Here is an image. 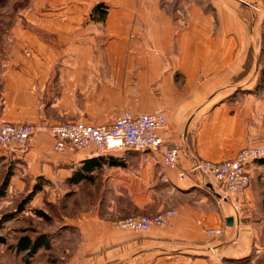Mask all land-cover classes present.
Wrapping results in <instances>:
<instances>
[{
    "label": "crops",
    "instance_id": "1",
    "mask_svg": "<svg viewBox=\"0 0 264 264\" xmlns=\"http://www.w3.org/2000/svg\"><path fill=\"white\" fill-rule=\"evenodd\" d=\"M52 5L0 24V120L37 128L25 146L0 145V158L14 163L15 184L45 179L75 192L67 231L51 241L57 263L264 264V187L227 198L194 171L264 145V0ZM125 111L165 115L162 150L177 147L188 176L168 169L162 150H54L52 124H107ZM263 165H248L252 179ZM170 208L178 215L163 230L114 226ZM213 228L223 233L211 237Z\"/></svg>",
    "mask_w": 264,
    "mask_h": 264
},
{
    "label": "built area",
    "instance_id": "2",
    "mask_svg": "<svg viewBox=\"0 0 264 264\" xmlns=\"http://www.w3.org/2000/svg\"><path fill=\"white\" fill-rule=\"evenodd\" d=\"M167 127L165 115L160 111L133 113L125 111L112 123L91 124L86 122L55 123L48 127L54 138V150L64 152L67 149L87 151H110L130 148L158 152L164 145L162 132ZM37 128L30 123H8L0 120V145L25 146L29 143ZM165 166L177 171L180 180L189 172L180 167V153L177 147L162 150ZM264 159V145L253 144L241 148L237 154L223 161H197L194 171L204 179H212L225 197L245 192L252 176L248 165ZM178 210L169 209L153 216H130L114 222L116 229L124 231H148L153 226L167 228ZM222 228L207 230L211 237L221 235Z\"/></svg>",
    "mask_w": 264,
    "mask_h": 264
},
{
    "label": "rangeland",
    "instance_id": "3",
    "mask_svg": "<svg viewBox=\"0 0 264 264\" xmlns=\"http://www.w3.org/2000/svg\"><path fill=\"white\" fill-rule=\"evenodd\" d=\"M52 6V0H0V24L12 25L18 23L21 18L25 19V16L21 15L19 12L28 11L36 7L49 9ZM13 13H16L15 16H13ZM4 34L5 33L0 32V39H3ZM258 84L259 80L255 81V85L253 84V86L258 87ZM67 122L80 121H65L62 123ZM261 160H259V163H261ZM14 169L15 165L13 162H4L3 159L0 158V187L6 176L8 174L11 176L4 196L0 197V218L7 217L4 228L1 231L2 235L7 239V243H0V264H59L57 260H55V258L58 257L57 255H59L57 253V245L54 247L55 251L52 246L51 249L43 248L31 255L27 252L19 253L16 250V244L21 237L28 236L34 240L42 235L45 237L47 236L50 242L53 238H55L57 242L58 234L60 235L61 232L67 231L68 227L64 223H67V219L73 214V208L70 209V206L73 205L75 192L70 191L65 183L56 185L54 182L45 179H40L36 182L37 179L24 178V181L21 183L22 185L18 183L15 184L12 180V176L15 174ZM36 184L44 185L45 187H38L40 189L32 193L36 189L34 187ZM250 187H264V171H256ZM80 194L83 195V192H80ZM29 197H31V199ZM26 199L30 200L24 204ZM22 204H24L23 208H21ZM256 207V211H264L263 208L259 206ZM167 210L169 209H165L162 212ZM154 229L163 230L164 228L153 226L148 231ZM258 237L260 238L257 239L258 242L264 245V224H262L258 230Z\"/></svg>",
    "mask_w": 264,
    "mask_h": 264
},
{
    "label": "trees",
    "instance_id": "4",
    "mask_svg": "<svg viewBox=\"0 0 264 264\" xmlns=\"http://www.w3.org/2000/svg\"><path fill=\"white\" fill-rule=\"evenodd\" d=\"M108 6L105 5L104 3H100L98 5L95 6V9H99V8H107ZM103 16V15H102ZM101 16V17H102ZM261 162L264 163V159L261 160ZM10 178L11 176L8 174L6 176V178L4 179L1 187H0V197L4 196L6 189L8 188L9 182H10ZM36 189L32 192L35 193L37 192V190H39L38 187H35ZM32 196V195H31ZM31 199V197H29ZM30 199H26L25 203L26 204ZM24 204L21 205V208L24 207ZM42 214V213H40ZM45 216V215H43ZM7 221V217H2L0 218V243L2 244H6L7 243V239L4 235H2L1 231L4 228V223ZM48 237L42 235L34 240H32L31 238H29L28 236H24L21 237L16 244V250L19 253H24L27 252L28 254H34L36 252H38L41 248H45V249H49L51 247V242L49 239H47Z\"/></svg>",
    "mask_w": 264,
    "mask_h": 264
},
{
    "label": "water",
    "instance_id": "5",
    "mask_svg": "<svg viewBox=\"0 0 264 264\" xmlns=\"http://www.w3.org/2000/svg\"><path fill=\"white\" fill-rule=\"evenodd\" d=\"M227 221H228V224L229 225H232L233 224V219L232 218H228Z\"/></svg>",
    "mask_w": 264,
    "mask_h": 264
},
{
    "label": "bare ground",
    "instance_id": "6",
    "mask_svg": "<svg viewBox=\"0 0 264 264\" xmlns=\"http://www.w3.org/2000/svg\"><path fill=\"white\" fill-rule=\"evenodd\" d=\"M167 120V119H166Z\"/></svg>",
    "mask_w": 264,
    "mask_h": 264
}]
</instances>
